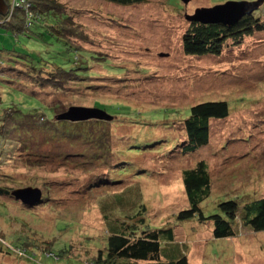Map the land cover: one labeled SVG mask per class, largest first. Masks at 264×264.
<instances>
[{"label":"rangeland","instance_id":"rangeland-1","mask_svg":"<svg viewBox=\"0 0 264 264\" xmlns=\"http://www.w3.org/2000/svg\"><path fill=\"white\" fill-rule=\"evenodd\" d=\"M60 1L89 34L83 47L127 65L113 68L122 75L98 65L94 76L61 89L40 87L26 67L28 53L34 62L48 45L22 36L15 41L0 25V112L11 103L20 109L16 119L4 122L0 136V186L10 190L0 195V264H89L105 243L101 206L114 195L130 201L114 211L131 214L135 201L148 208L152 226L172 227L189 264H264V232L238 218L233 237L213 238L211 221L176 217L188 206L181 171L199 160L206 161L211 177L210 195L201 203L206 214L221 200L264 195V32L238 43L228 40L217 57L193 56L182 49L191 22L186 16L228 0H146L130 6ZM259 8L253 12L264 23V0ZM205 99L227 100L232 113L211 120L208 144L184 154L180 119ZM97 101L112 103L107 110L115 118L87 121L88 132L107 144L76 145L80 130L70 133L74 125L56 121L55 114L70 106L101 108ZM75 152L83 158L72 156ZM25 187L39 189L40 202L28 205L13 196ZM20 239L51 243L54 252L71 250L57 259L42 254L31 259L12 245Z\"/></svg>","mask_w":264,"mask_h":264},{"label":"trees","instance_id":"trees-1","mask_svg":"<svg viewBox=\"0 0 264 264\" xmlns=\"http://www.w3.org/2000/svg\"><path fill=\"white\" fill-rule=\"evenodd\" d=\"M4 1L10 10L4 15H0V25L10 30V35L14 37V40L17 41L22 36L41 40L48 45L45 51L37 55L36 63L30 57L33 53H28V60L31 64L26 67L30 68V75L39 83H37L38 86L43 87V84H48L56 89H61L66 83L94 76L93 68L95 69L98 65L105 71L113 73L112 75L118 76L121 72L115 71L113 68L119 69L127 65L126 62L114 63L115 57L110 54L87 50L83 47L81 42H87L90 36L84 31L81 24L73 20L72 15L66 11V5L60 0ZM106 1L119 6H130L143 3L146 0ZM259 10L260 8H258ZM256 13L258 12L247 14L230 26L219 23L189 22V27L181 38L183 52L193 56L217 57L228 40L238 43L244 38L253 36L256 32H264V23L259 16L255 15ZM50 44L55 45V50L49 49ZM134 63V67L139 70L140 67H136ZM133 71L135 70L133 69ZM2 101L3 97L0 92V102ZM7 101L10 103L9 100ZM111 104H102L98 101L95 103L96 106L107 112L110 116L108 119L69 121L57 119L58 114L53 117L60 123L74 125L69 129L70 133L77 131L76 128L80 130L79 138L75 136L73 138L77 139L76 145L80 140H84L85 145L92 141L97 145H102V143L105 145L107 142L101 141L99 135L97 138L94 132H88L89 123L87 121L97 120L99 123L111 121L113 117L115 118L107 110ZM48 106L52 107L49 104ZM231 109L229 102L225 99H205L192 104L189 107L188 116L180 119L184 132L180 151L187 154L208 144L210 121L227 118L232 113ZM19 112L20 109L16 103H11L0 112V136L5 132L4 122L8 119H16ZM52 115H54V111ZM69 135L71 136V134ZM72 156L80 159L82 153L75 152ZM61 157L63 160L71 162V159L63 157V155ZM77 158L72 160L78 162L75 161ZM207 166L205 160H199L181 171L188 206L178 211L177 220L197 219L201 223L211 221L213 238L233 237L237 218L253 231L264 232V195L257 197L252 195V197L248 194L242 200H221L217 202L216 210L208 214L203 211L201 203L210 195L211 189V177ZM106 185L108 184L106 183ZM9 192V188L0 186V195L7 196ZM125 202L130 201L124 195H114L113 200L109 203L105 202L101 206L106 226L105 243L102 248L98 247L93 258H88L89 264H189L187 253L182 245H179L174 239L172 227L152 226L150 219L146 216L148 208L135 201L133 203L131 201V214L124 215L119 209L114 211L113 207H122ZM12 245L23 250L26 256L31 259L33 255L40 257L41 254L57 259L64 257L71 250V248L69 250L63 248L54 252L51 243L41 242V248V246L34 245L29 239H20L18 243L14 242Z\"/></svg>","mask_w":264,"mask_h":264},{"label":"water","instance_id":"water-1","mask_svg":"<svg viewBox=\"0 0 264 264\" xmlns=\"http://www.w3.org/2000/svg\"><path fill=\"white\" fill-rule=\"evenodd\" d=\"M186 2L187 0H182ZM262 4V0H228L211 7L196 8L192 15H187L189 21L199 23H219L230 26L236 23L243 16L252 13ZM4 0H0V15L9 11ZM107 112L98 107L70 106L68 109L57 115V119L69 121H86L90 119H108ZM13 196L22 203L32 205L40 202L41 192L37 188L25 187L12 191Z\"/></svg>","mask_w":264,"mask_h":264},{"label":"built area","instance_id":"built-area-1","mask_svg":"<svg viewBox=\"0 0 264 264\" xmlns=\"http://www.w3.org/2000/svg\"><path fill=\"white\" fill-rule=\"evenodd\" d=\"M15 0H13V2H14Z\"/></svg>","mask_w":264,"mask_h":264},{"label":"bare ground","instance_id":"bare-ground-1","mask_svg":"<svg viewBox=\"0 0 264 264\" xmlns=\"http://www.w3.org/2000/svg\"><path fill=\"white\" fill-rule=\"evenodd\" d=\"M259 8V7H258Z\"/></svg>","mask_w":264,"mask_h":264}]
</instances>
